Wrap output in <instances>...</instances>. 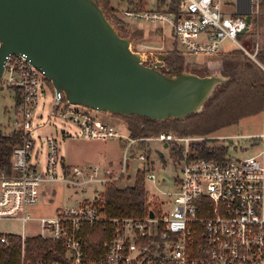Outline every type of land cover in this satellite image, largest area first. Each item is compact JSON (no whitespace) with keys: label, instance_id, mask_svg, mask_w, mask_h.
<instances>
[{"label":"built area","instance_id":"built-area-1","mask_svg":"<svg viewBox=\"0 0 264 264\" xmlns=\"http://www.w3.org/2000/svg\"><path fill=\"white\" fill-rule=\"evenodd\" d=\"M261 0H159L156 9H123V16L160 22L167 26L176 44L187 55L212 56L221 51L224 40L242 48L237 39L245 26V15H258ZM252 58L256 61L255 52ZM47 82L43 72L23 53L6 56L0 75V89L11 87L15 103V124L21 142L11 152L9 172L0 174V218L34 220L42 238L60 241L63 258L31 259L22 249L19 264H264V131L261 148L254 154L229 156H189L186 143L193 137L161 131L135 136L124 125L99 119L84 105L67 102L51 83V100L43 116L38 109L39 94ZM69 121L78 127L71 134L56 130L62 137L117 139L120 161L117 169L88 171L70 165L60 155L55 135L39 133L40 128ZM56 127V126H55ZM12 128V129H13ZM41 139L46 158H39ZM148 140L183 143L180 167L170 195V208L162 211L151 205L142 216H112L101 212L95 198L75 205H62L52 214L35 216L29 210L44 199L45 188L56 182L102 183L124 177L129 159L140 163L143 180L156 181L154 164L140 148ZM38 141L41 145L38 146ZM164 180V178H162ZM107 222L108 235L96 255L86 251V227ZM2 233L0 240L6 242ZM30 235L20 234L24 238Z\"/></svg>","mask_w":264,"mask_h":264},{"label":"water","instance_id":"water-1","mask_svg":"<svg viewBox=\"0 0 264 264\" xmlns=\"http://www.w3.org/2000/svg\"><path fill=\"white\" fill-rule=\"evenodd\" d=\"M251 15H245L249 30ZM23 53L67 102L153 120L200 111L228 77L146 64L95 0H0V75L4 59ZM149 215L153 212L150 210Z\"/></svg>","mask_w":264,"mask_h":264},{"label":"rangeland","instance_id":"rangeland-1","mask_svg":"<svg viewBox=\"0 0 264 264\" xmlns=\"http://www.w3.org/2000/svg\"><path fill=\"white\" fill-rule=\"evenodd\" d=\"M159 6V0H107V6L103 10L118 33L130 38L131 48L141 55L146 64L157 61L159 53H164L165 55L175 47L181 53L182 49L178 44L175 46L174 39L167 26L162 25V29L160 22L126 18L123 16V9H140L144 7L156 9ZM260 15H264V0L260 1L259 13L251 20L249 30L237 35V39L242 45V48H238L242 54L255 62L264 71V60L262 61L258 58L259 53H264V22L259 21ZM235 47V44L227 39L221 44L222 52L216 55L199 56L181 53L184 57V69L196 68L207 74H222L221 62L224 57L228 56V51H231ZM253 52H255L256 61L251 56ZM160 69L165 72L166 64L164 58ZM42 89L39 94L37 111L44 116L50 106L52 88L51 85L46 84ZM14 94V90L11 87L0 89V132L3 134L10 133L15 124ZM203 107L197 112H201ZM95 114L99 119L115 126L123 127L124 125H128V120L120 115H114L105 111H95ZM170 123L162 131L172 132L180 136L203 138L202 140L207 145H222L225 149L222 156L243 158L256 153L262 146V139L258 135L264 131V106L261 111L242 116L236 122L224 125L207 124V132L205 133H199V130L190 126V132L181 134L176 128H183L185 122L178 124ZM55 126L42 127L39 133H51L55 135L59 155L67 163L84 167L88 171L95 165L99 166L101 170L107 167L118 168L121 155V143L119 140L83 139L80 137L65 138L57 134L56 130L63 129L74 134L78 132L76 124L58 120ZM40 142L42 143V147H40L39 158L44 163L47 150L43 143L44 141L41 139ZM40 142L38 141V146L41 145ZM174 143L166 146L162 141L148 140L142 142L140 145V148L147 153L149 160L154 164L157 175V180L154 182L143 180L144 190L147 193L148 201L152 205L158 204L162 211L170 208V195L174 190V179L178 174L181 164L177 149L182 150L184 144ZM139 163V160L134 158L129 159L125 176L118 181L113 180L107 183L113 182L118 187L132 185L136 178V175H134L135 169ZM105 186V183L97 180L86 181L81 184L56 182L54 183L55 188L52 199L50 201L40 199L29 210L35 216L49 215L58 206L81 204L93 198L96 199L95 203L100 206ZM37 232H39V227L34 220L23 222L18 218H0V233L32 235Z\"/></svg>","mask_w":264,"mask_h":264},{"label":"trees","instance_id":"trees-1","mask_svg":"<svg viewBox=\"0 0 264 264\" xmlns=\"http://www.w3.org/2000/svg\"><path fill=\"white\" fill-rule=\"evenodd\" d=\"M95 1L103 10L107 6V0ZM259 21L264 22V15H260ZM258 58L263 61L264 53H259ZM164 61L166 64L164 71L167 74H175L184 69V57L176 47L164 55ZM189 71L200 75L207 74L196 68H190ZM221 73L228 79L216 87L213 94L206 100L201 112L192 113L181 119L166 118L162 120H153L135 114L114 115L125 117L128 120L126 127L130 133L139 136L157 134L168 127L170 122L175 124L185 122L183 128H176L181 134L190 132V126L199 130V133H205L207 124L224 125L236 122L242 116L257 113L263 109L264 71L251 59L245 57L240 49L234 48L228 51V56L224 57L221 62ZM47 82L50 84L49 79ZM15 103L18 104L17 97H15ZM21 138L22 134L19 128H13L8 134L0 132V171L9 172L11 170V152L13 147L21 142ZM202 139L192 138L187 141L186 149L189 156L222 157L225 151L222 145H207ZM177 153L181 155V149H177ZM120 179L122 177L116 181ZM54 188V186L45 188L44 199L46 201L52 199ZM151 205L144 190L142 174L138 172L132 185L118 187L113 182L106 183L99 208L108 217L142 216L149 211ZM4 235L6 242L0 240V264H19L22 249L31 259L63 258L60 241L42 238L39 235H30L26 236L22 242L18 233H5ZM107 235V222L96 221L92 225H87L84 242L86 251L90 255H96L102 249Z\"/></svg>","mask_w":264,"mask_h":264},{"label":"crops","instance_id":"crops-1","mask_svg":"<svg viewBox=\"0 0 264 264\" xmlns=\"http://www.w3.org/2000/svg\"><path fill=\"white\" fill-rule=\"evenodd\" d=\"M14 102H15V100H14ZM19 234V233H18Z\"/></svg>","mask_w":264,"mask_h":264}]
</instances>
